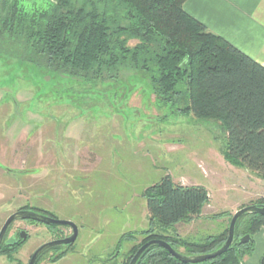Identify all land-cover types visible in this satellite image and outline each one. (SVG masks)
Listing matches in <instances>:
<instances>
[{
    "label": "rangeland",
    "instance_id": "obj_1",
    "mask_svg": "<svg viewBox=\"0 0 264 264\" xmlns=\"http://www.w3.org/2000/svg\"><path fill=\"white\" fill-rule=\"evenodd\" d=\"M7 1L0 0V16ZM21 56L0 32V228L16 210L35 207L78 229L72 246L46 251L37 264H125L150 228L200 242L264 196V179L222 154L223 124L188 109L185 84L177 85L174 101H162L142 70L121 68L117 79L85 81ZM165 175L204 187L209 200L187 222L150 226L143 192ZM18 229L26 239L4 247L0 264H27L41 244L71 232L16 219L6 237Z\"/></svg>",
    "mask_w": 264,
    "mask_h": 264
},
{
    "label": "trees",
    "instance_id": "obj_2",
    "mask_svg": "<svg viewBox=\"0 0 264 264\" xmlns=\"http://www.w3.org/2000/svg\"><path fill=\"white\" fill-rule=\"evenodd\" d=\"M185 1L47 0L46 7L35 8L8 0L0 32L21 47L22 60L85 81L117 79L121 68L142 70L158 98L170 102L181 95L177 85L185 84L194 116L218 119L225 127V159L264 179V67L187 13ZM130 40L136 43L130 46ZM143 196L149 225L161 228L187 222L209 200L204 187L175 184L169 175L147 187ZM250 204L264 205V197ZM262 226V215L240 216L228 250L193 264H243V257L254 251L253 235ZM227 230L194 242L156 235L150 228L125 264L151 239H162L187 256L209 253L224 243ZM245 234L251 240L240 242ZM18 245L3 243L0 252ZM135 264L187 263L151 245Z\"/></svg>",
    "mask_w": 264,
    "mask_h": 264
},
{
    "label": "crops",
    "instance_id": "obj_3",
    "mask_svg": "<svg viewBox=\"0 0 264 264\" xmlns=\"http://www.w3.org/2000/svg\"><path fill=\"white\" fill-rule=\"evenodd\" d=\"M184 10L264 67V0H186ZM264 197V196H261ZM245 264L264 255V226L254 234Z\"/></svg>",
    "mask_w": 264,
    "mask_h": 264
},
{
    "label": "water",
    "instance_id": "obj_4",
    "mask_svg": "<svg viewBox=\"0 0 264 264\" xmlns=\"http://www.w3.org/2000/svg\"><path fill=\"white\" fill-rule=\"evenodd\" d=\"M247 213H256L264 217V205L249 204V205H246L236 210L229 220L227 237L224 243L218 249L212 252L200 254V255L187 256V255H183L180 252L176 251L168 242L162 239H151L145 242L144 244H142L136 250V252L130 258L128 264H135L138 258L140 257V255L142 254V252L151 245H158V246L163 247L164 249L168 250L172 254V256L182 261L183 263H187V264L199 263V262L212 259L216 256L223 254L224 252L228 250V248L230 247V245L232 244L235 238V224H236L237 219L240 216L247 214ZM16 219L34 220V221L41 222L46 225L65 226L71 229L70 235L64 238L47 241L43 243L41 246H39L38 248H36L34 252L31 254L27 264H36L38 257L44 251L50 248L57 247V246H67V245L72 244L75 241L77 232H78L77 226L72 221L57 219L55 217L41 214V213L28 210V209H18L12 214H10L5 219L4 223L2 224L0 228V247L3 241L5 244H14L18 241L14 238V236H10L6 240H4V236L6 234V231L9 225ZM19 239L21 241H24L26 239V232L24 230L20 231ZM249 240H251V237L249 234H245L239 238L240 242H246ZM261 264H264V255L261 258Z\"/></svg>",
    "mask_w": 264,
    "mask_h": 264
},
{
    "label": "flooded vegetation",
    "instance_id": "obj_5",
    "mask_svg": "<svg viewBox=\"0 0 264 264\" xmlns=\"http://www.w3.org/2000/svg\"><path fill=\"white\" fill-rule=\"evenodd\" d=\"M20 209H28V210H32V211H35V212H38V213H41V214H45V215H48V212H46V211H43V210H40V209H38V208H35V207H24V208H20ZM52 217H54V216H52ZM21 220H26V219H21ZM31 221H34V220H31ZM35 222H37V221H35ZM38 223H41V222H38ZM43 224V223H42ZM44 225H46V224H44ZM47 226H53V225H47ZM55 226V225H54ZM22 229H18L17 231H15V232H13L12 234H11V236H14V238L16 239V240H18L16 243H14V244H10V245H16V244H21L20 243V239H19V233H20V231H21ZM25 231V230H24ZM71 234V232L69 233V235ZM68 236V235H67ZM10 236H8V237H6V235H5V237H4V240H6L7 238H9ZM64 237H66V236H64ZM64 237H62V238H64ZM59 239V238H58ZM3 243H4V241H3ZM2 243V244H3ZM2 244H1V246H2ZM73 244V243H72ZM72 244H70V245H67V246H72ZM42 245V244H41ZM40 245V246H41Z\"/></svg>",
    "mask_w": 264,
    "mask_h": 264
}]
</instances>
